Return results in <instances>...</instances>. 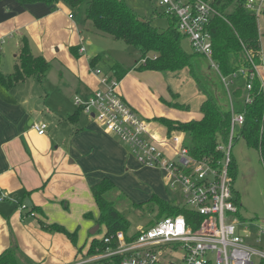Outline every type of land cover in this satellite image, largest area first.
<instances>
[{
	"label": "crops",
	"instance_id": "1",
	"mask_svg": "<svg viewBox=\"0 0 264 264\" xmlns=\"http://www.w3.org/2000/svg\"><path fill=\"white\" fill-rule=\"evenodd\" d=\"M75 14L63 3L54 7L43 3L22 6L14 0H1L0 43L4 44L0 49V72L13 75L21 40L25 39L34 57H42L49 65L57 62L74 76V98L86 101L94 91L104 90L101 76L92 70L98 58L84 55V38ZM82 47L84 52H80ZM127 70L117 87L123 99L143 118L168 116L162 111L161 116L150 115L147 99L158 95L144 86L146 77L142 75L156 71L140 72L134 66ZM104 75L115 78L111 69ZM30 79L35 78H27L10 89L0 84V255L14 250L16 260L23 257L31 264H53V255L59 264H69L83 248L86 237L77 233V244H71L74 251L69 255L65 252L70 246L68 239L42 228L40 223L57 224L73 233L78 231L71 225L76 215L78 224L88 221V232H92L99 217L92 185L109 178L120 191L140 175L149 183L150 193L155 194L163 174L141 167L127 146L90 116V120L82 118L83 111L78 112L77 106L63 107L59 103L52 109L51 103L42 99L44 94L48 96L46 91L41 92L33 81L29 83ZM159 84L164 87L163 82ZM63 92L58 91L56 99L64 94L71 101L70 88ZM52 110L62 114L60 121L70 124L69 134L60 131ZM76 112L77 117L71 120ZM43 121L48 129L40 136L32 126ZM92 205L97 211L95 217L89 211Z\"/></svg>",
	"mask_w": 264,
	"mask_h": 264
},
{
	"label": "built area",
	"instance_id": "2",
	"mask_svg": "<svg viewBox=\"0 0 264 264\" xmlns=\"http://www.w3.org/2000/svg\"><path fill=\"white\" fill-rule=\"evenodd\" d=\"M158 6L175 21L177 31L193 52L209 61L228 94L232 79L238 78L245 82L244 104L252 102L250 93L256 79L264 94V55L261 51L257 54L259 62L255 61L253 53L245 50L237 69L227 76L220 72L213 59L209 30L211 20L218 13L209 3L159 0ZM245 8L257 20L264 17V0H246ZM84 50L80 48V52ZM93 72L101 76L105 89L94 91L86 101L75 97V106L127 146L141 167L161 171L166 187L182 201L181 205L168 203L190 214L188 217L182 214L162 217L135 235L124 231L107 234L105 231L101 238H92L85 249L81 248L69 264H253L255 255L264 259V254L245 243L247 232L239 233L241 203L233 187L230 167L234 136L239 129L242 137L245 116L234 109V96L230 94L227 143L216 148L221 158L215 162L197 161L190 155L185 134L174 132L162 139L152 135L148 120L141 118L118 93V80L98 69ZM32 128L42 136L47 125L33 124ZM262 192L264 195V189ZM259 235H264V226Z\"/></svg>",
	"mask_w": 264,
	"mask_h": 264
},
{
	"label": "trees",
	"instance_id": "3",
	"mask_svg": "<svg viewBox=\"0 0 264 264\" xmlns=\"http://www.w3.org/2000/svg\"><path fill=\"white\" fill-rule=\"evenodd\" d=\"M14 1L22 6L43 3L54 7L58 3H63L73 12L82 13L86 21L92 22L95 31L138 49L140 57L134 65L136 71L176 72L189 68L193 73L192 55L186 53L181 47V40L184 38L177 31L175 21L165 14L163 16L168 19L169 25L160 30L152 25L151 20L139 16L125 0ZM202 1L209 3L218 13L211 20L209 30L213 42V59L218 63L220 72L227 76L237 69L238 64L242 62L245 50L253 53L255 61L259 62L257 55L260 52L258 20L246 10V0ZM72 51L75 52V49L72 48ZM49 68L50 65L45 59L40 56L34 57L31 54L28 42L22 39L15 71L12 76H4L0 72V84L6 89H10L27 78L43 80ZM127 72V69H119L118 66L112 69V73L118 81ZM241 93V89L236 88L232 95L235 98L234 109L245 116L242 138L249 147L259 151L264 165V94L260 89V81L257 79L254 81L253 90L250 93L252 97L250 104H244L239 99ZM205 95V99L199 106L201 117L198 120L178 122L164 117L154 120L165 128L167 135L174 132L185 134V137L190 140L187 143L190 155L195 160H213L215 162L221 158V153L216 149L217 146L228 140L230 111L229 109L222 110L210 94ZM175 107L186 108L187 106L175 104ZM78 112H82V109L78 108ZM78 112L70 119H75ZM230 172L234 180L236 174L234 161L231 164ZM117 190V186L109 178H103L91 186V193L99 210L97 223L105 227L107 234L129 231V222L118 211L114 202L107 197ZM149 202L156 204L160 212L159 217L178 214L188 217L190 214V211L174 207L156 195H153ZM40 224L44 229L64 235L73 246H76L77 232L71 233L57 224L49 226L44 223ZM95 240H93V245L97 242ZM0 264H17L14 250H8L0 255ZM260 264H264V259L260 260Z\"/></svg>",
	"mask_w": 264,
	"mask_h": 264
},
{
	"label": "rangeland",
	"instance_id": "4",
	"mask_svg": "<svg viewBox=\"0 0 264 264\" xmlns=\"http://www.w3.org/2000/svg\"><path fill=\"white\" fill-rule=\"evenodd\" d=\"M125 1L139 16L151 20L152 25L160 30L168 27V19L163 16V10L158 6L159 0ZM82 16V13H76L74 18L75 22L78 21V26H81L80 30L84 38L83 45L86 49L84 55L89 54L98 58L97 64L92 70L95 71L98 69L102 74H109L110 69L112 70L115 66H118L119 69H133V66L140 57L138 49L121 40H115L110 36L95 31L92 22L84 20ZM258 33L260 35V51L264 55V18L258 19ZM3 44L4 42L0 43V49L3 47ZM181 47L186 53L192 55L191 65L193 73L189 68H184L176 72H143L142 76L146 77L143 80L144 86L149 92L158 95L156 96L157 98L150 96L147 99L151 109L150 115L158 117L161 116L162 111V113L168 115H163L162 117L170 118L178 122H187L198 120L201 117L199 106L205 99V94L213 96L222 110L229 109L230 94L236 88L241 89L242 93L239 99H243L246 95L243 79H232L233 83L228 87L230 92L228 94L227 89L221 82L220 76L210 66L209 61L203 56L194 55L187 40H181ZM0 62L3 63V59ZM32 81L38 86L41 92H43V89L46 91L48 96L44 94L42 99L51 103L52 109H55L59 103L63 107L67 105L75 107L73 99L76 95L74 92L76 85L75 78L57 62H50V70L45 79L42 81L36 78L30 79L29 83ZM159 81L164 83V87L160 86ZM69 88L71 90V101L69 96L64 94H62L60 100L56 99L55 95H57L58 91L64 93L63 91H67ZM175 104L179 106L185 105L187 107L179 108L175 107ZM136 113L143 118L137 111ZM51 115L54 119L57 117V121L55 120V122L58 124L60 131L69 134L68 126L70 127V124L66 120L64 122L59 120L62 114L56 110H52ZM81 117L90 120V117L83 113ZM147 120L151 134L162 139L165 135L164 127L150 118ZM41 123L47 125V130V122L43 121ZM189 141V138L185 137V142L189 143ZM226 143L227 141L224 144ZM231 153L233 161L236 164L233 187L241 203L239 209L241 223L239 233L243 235V230H245L247 232L245 243L259 253L264 254V235H259L260 228L264 226V195L262 192L264 189V165L259 151L247 145L244 138L241 137L239 129L235 133ZM161 178L162 181L159 183L160 188L155 194L150 193V185L142 176L135 175L133 180L131 179L123 189L120 188V191H113L107 196L114 202L115 207L129 222V233L148 228L162 218L159 217L160 212L156 204L149 202L152 195H156L166 200V202H173L177 205L182 204L181 199L175 196L177 194L173 195L172 191L166 187L162 176ZM89 211L93 217L97 216V211L94 206ZM78 222V218L75 215L71 225L74 226V229L78 230L77 233L82 238L86 237L87 240L82 244L83 249L87 247L92 238H101L105 232L104 226L97 223L94 226L96 231L91 234V232H88L90 229L88 221L80 224ZM68 242L70 246L66 248L65 252L71 255L74 249L71 247L72 243L70 240ZM50 257H54L51 260L53 264H59L58 262L60 260L57 257L53 255ZM260 260V255H255L252 258L253 264H260ZM16 261L17 264H31L23 257L17 258ZM61 264L66 263L63 262Z\"/></svg>",
	"mask_w": 264,
	"mask_h": 264
},
{
	"label": "water",
	"instance_id": "5",
	"mask_svg": "<svg viewBox=\"0 0 264 264\" xmlns=\"http://www.w3.org/2000/svg\"><path fill=\"white\" fill-rule=\"evenodd\" d=\"M95 231H96V230L94 229V230L91 232V234L94 233Z\"/></svg>",
	"mask_w": 264,
	"mask_h": 264
}]
</instances>
